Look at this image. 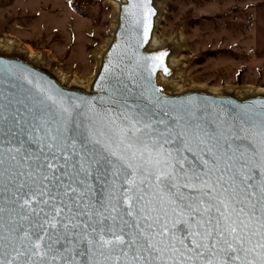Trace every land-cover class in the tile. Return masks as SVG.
Masks as SVG:
<instances>
[{"label": "water", "instance_id": "water-1", "mask_svg": "<svg viewBox=\"0 0 264 264\" xmlns=\"http://www.w3.org/2000/svg\"><path fill=\"white\" fill-rule=\"evenodd\" d=\"M108 1L88 89L0 50V264H264V92L173 90L159 0Z\"/></svg>", "mask_w": 264, "mask_h": 264}, {"label": "rangeland", "instance_id": "rangeland-1", "mask_svg": "<svg viewBox=\"0 0 264 264\" xmlns=\"http://www.w3.org/2000/svg\"><path fill=\"white\" fill-rule=\"evenodd\" d=\"M258 2L264 0H159L155 42L183 41L174 58L180 78L170 87L264 90V58L253 51ZM112 11L108 0H0V36L41 54L63 75L87 80Z\"/></svg>", "mask_w": 264, "mask_h": 264}, {"label": "bare ground", "instance_id": "bare-ground-1", "mask_svg": "<svg viewBox=\"0 0 264 264\" xmlns=\"http://www.w3.org/2000/svg\"><path fill=\"white\" fill-rule=\"evenodd\" d=\"M110 5L112 6V9H113L112 12H113V17H114L117 6L113 2H110ZM158 6H159V4H158ZM159 11H160V8H159ZM157 21H158V19H157ZM112 23H113V21H112ZM156 25H157V22H156ZM107 40H108V37L102 43L103 45L100 46L98 49H96L95 52H94L95 65L98 64V56H99L100 52L103 50V48L105 46V43H107ZM155 41L156 40H155V35H154L153 41H151L152 42L151 43V47H160V46H163L166 42H173L174 43V45L176 47V52L174 53V56H172V58L170 59V63H171L172 66L175 67L174 58H175L176 54L179 52L183 41L182 40L169 39V40H167L166 42H164L162 44L161 43L158 44ZM0 50L5 51V52H12V51L20 52L21 54L25 55L29 60H32L35 63H42V64H44V65H46L48 67H51L52 68V72L55 73V75L58 77L59 81L61 83H63V84H67V85L77 84L78 86L83 87L84 90L89 88V82L91 81V77L88 78L87 80H78L76 78H71V77H68L67 75H63L55 67H53L50 63L45 62L42 59L41 54H35L34 52H30L29 50H27L24 47H22L21 44L17 43L16 40L13 41L12 38L0 36ZM177 71H178V74L176 75L175 78L163 81L165 85L170 86L171 82H173L176 79L179 80L180 71H179L178 68H177ZM212 91H214V92H218V91L230 92V93H233L234 95L239 96V97L245 96L247 94L264 92V90H252V89H248V88H245V87H241L240 89L237 88V87L236 88L231 87V88H227V90L224 89V90H218V91L217 90H212Z\"/></svg>", "mask_w": 264, "mask_h": 264}, {"label": "crops", "instance_id": "crops-1", "mask_svg": "<svg viewBox=\"0 0 264 264\" xmlns=\"http://www.w3.org/2000/svg\"><path fill=\"white\" fill-rule=\"evenodd\" d=\"M255 25V49L257 56L264 58V2H258L253 9Z\"/></svg>", "mask_w": 264, "mask_h": 264}, {"label": "snow or ice", "instance_id": "snow-or-ice-1", "mask_svg": "<svg viewBox=\"0 0 264 264\" xmlns=\"http://www.w3.org/2000/svg\"><path fill=\"white\" fill-rule=\"evenodd\" d=\"M158 179L161 180V183H164L165 180H167L168 178H167V177H160V178H158ZM232 231L234 232L235 229H232ZM207 234H208V236H211V235H212V231L209 230ZM37 239H41V237H40V236H37ZM212 247H215V244H213ZM226 264H227V262H226Z\"/></svg>", "mask_w": 264, "mask_h": 264}]
</instances>
